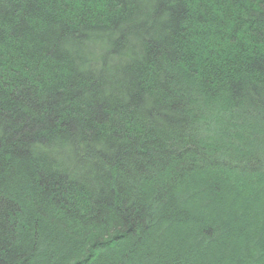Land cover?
Returning <instances> with one entry per match:
<instances>
[{"label":"trees","instance_id":"obj_1","mask_svg":"<svg viewBox=\"0 0 264 264\" xmlns=\"http://www.w3.org/2000/svg\"><path fill=\"white\" fill-rule=\"evenodd\" d=\"M0 264H264V0H0Z\"/></svg>","mask_w":264,"mask_h":264}]
</instances>
